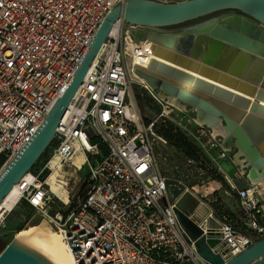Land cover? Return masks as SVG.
Masks as SVG:
<instances>
[{
  "label": "built area",
  "instance_id": "2783aa9c",
  "mask_svg": "<svg viewBox=\"0 0 264 264\" xmlns=\"http://www.w3.org/2000/svg\"><path fill=\"white\" fill-rule=\"evenodd\" d=\"M127 1L0 0V172L66 91L105 15ZM114 26L56 127L52 156L44 165L51 173L56 167H50L53 159L62 168L75 154H82L87 170L84 196L71 203L67 193V204L60 201L62 207L49 213L58 198L49 191L46 178L39 177L40 171L21 186L19 200L59 233L71 264H209L197 256L173 212L165 185L168 177L153 148L155 142L165 141L153 131L152 122L144 125L130 99L127 62L142 41L129 32L140 27L121 20ZM139 84L157 103L161 117L174 115L178 125L185 124L196 147L212 163L205 171L220 175L227 183L225 194L234 195L237 212L229 218L221 207L215 211L209 207L216 200L210 202L206 192L185 186L197 201L189 218L203 235L217 238L219 244L212 251L225 262L231 260L264 238L258 184H250L237 167L228 178L222 163L232 165L233 150L225 152L221 139L187 108L176 107ZM238 176L245 181L240 188ZM59 183L66 188L65 182ZM210 219L217 228L208 227Z\"/></svg>",
  "mask_w": 264,
  "mask_h": 264
},
{
  "label": "water",
  "instance_id": "95a60500",
  "mask_svg": "<svg viewBox=\"0 0 264 264\" xmlns=\"http://www.w3.org/2000/svg\"><path fill=\"white\" fill-rule=\"evenodd\" d=\"M223 10L225 12L177 30L159 29L162 25L177 24ZM120 20L128 25L135 24L140 27L130 30L129 34L135 41L149 40L151 52L157 46L170 49L185 56L188 59L185 63L199 62L200 68L207 65V68H210L205 71L210 73L214 72L213 68L221 67L222 72L230 76H218L217 72H214L216 79L223 78L235 84L245 83L250 90H255L253 97L256 100L260 91H264L263 0H181L161 4L149 0H128L123 6H116L105 15L66 91L54 102L44 121L21 147L19 153L0 172V204L13 186L29 172L44 148L52 142L55 129L80 87L83 76L98 55L114 24ZM220 58L223 60V69L219 65ZM254 63L259 65L257 76L250 72ZM136 73L144 85L157 91L160 99L174 103L179 108L184 106L195 115V119L205 126L212 136L221 139L225 152L233 150L230 153L232 165L239 169L248 167L245 178L250 184L264 181V118L250 112L254 104L248 107L246 114H242L243 111L238 107L241 106L239 101H234L235 105H227L223 96L214 101L211 96L207 99L189 95L183 89H177L164 76L149 74L141 69L136 70ZM172 75L177 80L181 79V74ZM198 87L204 90L201 86ZM213 94L214 91L211 95ZM165 185L170 202L174 204L173 212L177 223L194 243L199 258L209 264H264V238L257 240L227 262L221 259L220 255L212 251L219 244L217 238L211 234L203 235L202 230L189 218L197 206L196 199L176 180L167 178ZM208 227L215 229L217 224L210 219ZM0 264L46 263L28 250L18 247L13 240L11 245L0 253Z\"/></svg>",
  "mask_w": 264,
  "mask_h": 264
},
{
  "label": "rangeland",
  "instance_id": "374dc122",
  "mask_svg": "<svg viewBox=\"0 0 264 264\" xmlns=\"http://www.w3.org/2000/svg\"><path fill=\"white\" fill-rule=\"evenodd\" d=\"M181 0H174L173 2H177ZM264 1V0H263ZM226 10V9H225ZM223 11H215L210 12L209 14L202 15L199 17H195L193 20L189 21H183L178 22L177 24H166L159 26V29H165V30H177L178 28H181L183 26L192 25L196 22L205 20L207 18H210V16L216 15ZM165 57V56H164ZM161 58V57H159ZM164 60H167L168 58H163ZM168 61V60H167ZM170 63H174L176 66L183 67L187 70H191L192 67H190L189 63H185L182 61L174 62L173 60L168 61ZM222 65V64H221ZM160 73L167 74L165 72H168L166 69H160ZM169 73V72H168ZM199 75L207 78L208 80H212L215 82H218L219 84H222L224 86H228L232 89H235L237 91L244 90L241 87H236V84L225 80L223 78L216 79V75L213 73L207 72L205 70H200L197 72ZM128 79L130 81V99L134 103L135 111L138 114V117L144 122L148 121L149 123H153V131L156 132L160 130L163 133L169 134L170 128L177 130L180 132L184 138L192 144L197 149V161H191L188 162L189 159H187L183 152L177 148H174L171 144H169L166 140L165 144H162L160 142H155L153 145L154 148V156L156 158L157 163L160 166V169L164 176H167L169 179L176 180L181 182L184 186L187 187L188 190L190 188H194L196 192L198 191H204L206 192L207 197L210 202L215 201V204H209V207L215 211L216 208L221 207L223 210H225L228 214H234L237 212L236 210V200L233 194L231 196H228L225 194V191H227V183L225 180L217 174V176L214 174L209 175L208 172L205 171L207 167L212 168V163L207 161L206 153L201 151L198 147H196L195 142L193 141L192 137L189 134V131H187V127L183 122L178 125L177 121H175L174 115H166L164 117L160 116V108L157 105V103L151 99L149 94L143 89V87L134 80L132 75L128 73ZM200 84H197V87ZM245 94L250 95L249 90L244 91ZM215 95L219 98L222 95H218V93ZM223 98L227 99L225 96ZM261 98V99H260ZM263 96L257 95L258 101H264ZM236 101V100H234ZM233 101V104H235ZM238 102V101H237ZM252 113H258L255 108H252L250 110ZM264 116V114H261ZM157 133V132H156ZM161 135V134H160ZM52 143L48 144L44 150L43 153L39 156L36 163L31 167L32 169L29 170L28 173L32 175H37L38 172L46 170L47 168H44V165L50 160L52 156ZM59 173L60 176L63 177L60 181L65 182L66 190L68 193V198L71 203L77 202V197L81 198L84 196L86 190H87V170L86 167H82L80 170H76L72 165L71 161L68 163H65L61 166ZM222 167L224 168V164L222 163ZM232 169L229 171L228 178L232 177L234 175L235 166L232 165ZM66 173H65V172ZM62 173V174H61ZM50 172L48 171V175ZM41 174H39V177L41 178ZM236 179V185L238 188L243 187L245 185V181L243 178H240L239 176ZM66 179V180H65ZM264 185V181H262ZM259 182L258 184L262 183ZM68 187V188H67ZM201 189V190H200ZM210 189H215L213 196H209L208 193ZM258 193L260 191L258 190ZM62 204L60 200L54 199V204L51 205L47 210L49 213L55 211L57 208H61ZM43 221V218L41 217L40 213H37L35 210L30 208L25 200H21L17 206L10 212L7 213H0V253L6 249L14 240L15 234L23 230L24 228H27L29 226L37 225L39 222ZM45 225L48 226L50 231L55 232L45 221Z\"/></svg>",
  "mask_w": 264,
  "mask_h": 264
},
{
  "label": "bare ground",
  "instance_id": "6f19581e",
  "mask_svg": "<svg viewBox=\"0 0 264 264\" xmlns=\"http://www.w3.org/2000/svg\"><path fill=\"white\" fill-rule=\"evenodd\" d=\"M114 29L115 26L111 29L109 34L110 36L114 33ZM139 46L141 48L138 52L139 54L138 53L130 54V57L127 62V69H129V73L138 83L144 84L143 80L136 73V70L141 69L149 74L164 76L166 80L172 82L177 89L179 88L183 89L189 95H198L201 98H207V99H210L211 96V99H214L215 101L220 98H218L215 94L211 95L212 91H214L216 94L218 93V95H222L227 98L223 100L227 105L228 104L235 105L233 104V101L234 100L239 101L241 103V106L238 107L243 111L242 114H246L248 112V107L251 104H254L253 108H255L259 114L261 112H262L261 114H264V101L256 100L253 97L255 90L253 89L250 90L245 83L243 84L236 83V87H241L244 89L242 91H237L228 86L226 87L222 84H219L218 82L212 80L210 81L207 78L197 73L198 70L200 69L202 70L207 69L208 71L210 67L207 68L208 67L207 65H204L205 68H200L199 65L201 63L193 61L190 63V66L192 67L191 70H187L183 67L176 66L174 63L168 62L171 60H173L174 62L176 61L188 62V59L185 58V56H183L182 54L176 53L170 49L159 46L154 47L153 51L151 52L148 50V47L149 48L151 47V42L149 40L142 41V43L139 44ZM146 48L148 51L144 52ZM163 58H168L167 59L168 61L164 60ZM218 61L220 63L218 64L222 66L223 69L224 65L223 64L221 65V62H223V60L220 58ZM149 63L151 65H149ZM220 68L221 67L213 68V70L215 73L217 72L218 76L220 74L227 76L228 74H224V72H222ZM258 68L259 65H257V63H254V66L252 67L250 72L256 75ZM160 69L161 70L166 69L169 72V74L160 73L159 72ZM174 73L181 74V79L179 80L175 79L172 75ZM197 84H200L199 86H201L204 90L199 89V87H197ZM246 90H249L251 96L244 93V91ZM260 95L264 97V91H260L259 96ZM172 104L175 105L174 103ZM261 114L260 115L256 114V115L258 117L264 118V116ZM70 161L72 166L76 167L77 169H81L84 161V157L82 154H75ZM54 165L57 168L56 167L53 168ZM50 167L53 168V171L49 175H47L45 179V183H47V185L49 186V191L53 195L55 194L57 198L60 199L61 202L67 204V199H66L67 190L61 185V183H59L61 182L59 180L60 167L57 164V159H53L51 161ZM29 180H30V173H27L22 177V179L16 185L13 186L10 192L3 199V202L0 204L1 214L10 212L17 206V204L20 201L19 199L21 198L22 195L21 186L23 184L27 185ZM262 184L263 182L260 183L259 186H262ZM14 244H16L18 247L22 249L28 250L36 258H38L39 260H41L46 264H71L70 255L67 252V249L62 242L61 236L57 231L55 232L50 231L48 226L45 225V220L39 222V224L37 225L29 226L27 228H24L23 230L18 231L14 236Z\"/></svg>",
  "mask_w": 264,
  "mask_h": 264
},
{
  "label": "trees",
  "instance_id": "16d2710c",
  "mask_svg": "<svg viewBox=\"0 0 264 264\" xmlns=\"http://www.w3.org/2000/svg\"><path fill=\"white\" fill-rule=\"evenodd\" d=\"M147 124H148V121H144V125H147ZM156 132L159 136H161L164 140H166L174 148L181 150L187 159L192 160V161H197V149L194 146H192V144H190L180 132H178L177 130L172 129V128H170L169 134L163 133L160 130H158ZM1 163H2V160L0 158V165H1ZM41 173H42L41 179L46 178L48 175V171H46V170L41 171ZM227 215L229 216V218L233 217V214L227 213Z\"/></svg>",
  "mask_w": 264,
  "mask_h": 264
},
{
  "label": "crops",
  "instance_id": "0c3cea01",
  "mask_svg": "<svg viewBox=\"0 0 264 264\" xmlns=\"http://www.w3.org/2000/svg\"><path fill=\"white\" fill-rule=\"evenodd\" d=\"M224 164V169L229 172L233 167L232 165L229 163V162H223ZM258 187V190L260 191L259 193V198L262 202V209H264V185L262 186H257ZM263 215H264V212H263ZM257 242V241H255Z\"/></svg>",
  "mask_w": 264,
  "mask_h": 264
},
{
  "label": "flooded vegetation",
  "instance_id": "af4514ba",
  "mask_svg": "<svg viewBox=\"0 0 264 264\" xmlns=\"http://www.w3.org/2000/svg\"><path fill=\"white\" fill-rule=\"evenodd\" d=\"M247 169H248V167H245V166L242 168V171H244V175H246ZM258 186H259V184H258Z\"/></svg>",
  "mask_w": 264,
  "mask_h": 264
},
{
  "label": "snow or ice",
  "instance_id": "6c2138e0",
  "mask_svg": "<svg viewBox=\"0 0 264 264\" xmlns=\"http://www.w3.org/2000/svg\"><path fill=\"white\" fill-rule=\"evenodd\" d=\"M142 170V169H141Z\"/></svg>",
  "mask_w": 264,
  "mask_h": 264
}]
</instances>
